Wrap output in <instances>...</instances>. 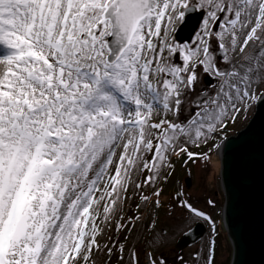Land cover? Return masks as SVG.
I'll list each match as a JSON object with an SVG mask.
<instances>
[{"label":"snow or ice","instance_id":"1","mask_svg":"<svg viewBox=\"0 0 264 264\" xmlns=\"http://www.w3.org/2000/svg\"><path fill=\"white\" fill-rule=\"evenodd\" d=\"M256 105L264 0H0V264H140L121 236L156 229L173 157L207 167ZM175 210L211 224L196 260L218 264L212 216Z\"/></svg>","mask_w":264,"mask_h":264},{"label":"rangeland","instance_id":"2","mask_svg":"<svg viewBox=\"0 0 264 264\" xmlns=\"http://www.w3.org/2000/svg\"><path fill=\"white\" fill-rule=\"evenodd\" d=\"M206 78L208 77L203 78L202 86H208L212 82L208 78L211 82L207 83ZM256 107L257 105L249 110L246 116L241 115L235 123H229L227 132L223 136L225 138L235 136L239 131L243 130L254 115ZM190 150L202 153L207 149L190 147ZM183 159H186V157L173 158L175 172L168 183L163 186L164 192L161 196L163 207L156 213L158 215L156 229L152 230L149 227L148 215L145 212L143 221L136 225L131 234L127 232L123 233L121 239H123L124 235L129 236L128 246L138 249L140 264H148L145 252H153L157 259L165 258L167 264H181V260H183V264H202V262L196 260V255L206 250V242L212 236L211 224L205 220L189 218L186 213H182L179 210H175L169 214L168 209L174 208L179 200L184 199L212 216L218 232V264H231L234 248L224 221L226 197L221 180V150H214L212 153V163L207 165V167H205L202 159H196L195 163L190 161L187 165L183 163ZM189 172L192 175V182L188 186L186 178ZM144 191L150 194L151 189L146 188ZM177 193L181 195L178 197ZM129 196H132L131 192ZM135 200L138 201V197ZM208 200L214 202L216 205L214 209L207 204ZM134 202L130 200L129 205L126 206L128 214H131L128 210L134 208ZM199 221L206 224L207 233L202 240L193 246L179 251L176 248L177 241ZM162 229L163 232L161 231ZM160 253H163V257L160 256ZM127 259L126 252L125 262H127ZM111 264H118L116 256L112 257Z\"/></svg>","mask_w":264,"mask_h":264},{"label":"water","instance_id":"3","mask_svg":"<svg viewBox=\"0 0 264 264\" xmlns=\"http://www.w3.org/2000/svg\"><path fill=\"white\" fill-rule=\"evenodd\" d=\"M194 23L193 19L178 26L180 40L193 35ZM221 180L224 221L234 248L231 264H264V105H257L243 130L223 140ZM186 182L191 184V172ZM206 233V224L199 221L182 235L176 248L183 251Z\"/></svg>","mask_w":264,"mask_h":264},{"label":"trees","instance_id":"4","mask_svg":"<svg viewBox=\"0 0 264 264\" xmlns=\"http://www.w3.org/2000/svg\"><path fill=\"white\" fill-rule=\"evenodd\" d=\"M174 158V157H173ZM165 184H161V187L163 188V186H164Z\"/></svg>","mask_w":264,"mask_h":264},{"label":"flooded vegetation","instance_id":"5","mask_svg":"<svg viewBox=\"0 0 264 264\" xmlns=\"http://www.w3.org/2000/svg\"><path fill=\"white\" fill-rule=\"evenodd\" d=\"M170 261V260H169Z\"/></svg>","mask_w":264,"mask_h":264}]
</instances>
